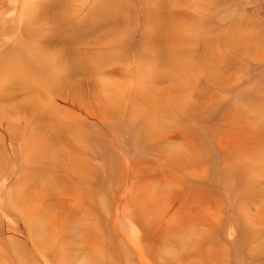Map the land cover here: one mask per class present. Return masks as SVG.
Returning <instances> with one entry per match:
<instances>
[{
    "label": "rangeland",
    "instance_id": "1",
    "mask_svg": "<svg viewBox=\"0 0 264 264\" xmlns=\"http://www.w3.org/2000/svg\"><path fill=\"white\" fill-rule=\"evenodd\" d=\"M7 62L0 264H264V167L227 171L264 139V0H0Z\"/></svg>",
    "mask_w": 264,
    "mask_h": 264
},
{
    "label": "bare ground",
    "instance_id": "2",
    "mask_svg": "<svg viewBox=\"0 0 264 264\" xmlns=\"http://www.w3.org/2000/svg\"><path fill=\"white\" fill-rule=\"evenodd\" d=\"M55 1V0H54ZM206 1H208V0H206ZM55 3H57V2H55ZM60 4V3H59ZM57 6H59L58 4H57ZM56 8V7H55ZM50 11V10H49ZM48 14V13H47ZM47 14H46V16H47ZM52 14V13H51ZM104 28V27H103ZM182 28H185V25H183L182 27H180V29L182 30ZM231 31V30H230ZM235 31L236 32H239L238 30H237V28L235 29ZM102 33H104V32H102ZM114 40H116V37H114L113 38ZM227 42V45H225L226 46V48H225V50L226 49H228V50H230L231 48L232 49H234V48H236L237 47V45H235V44H233L232 42H230V41H226ZM54 46V45H53ZM170 46H171V44H170ZM40 50L42 51V54H45V52L44 51H46L47 50V48L46 49H42V47L40 46ZM27 51L28 52H30V54L31 55H33L31 58L32 59H34L35 58V56L36 55H38L39 54V48H36L35 46H32V45H29L28 47H27ZM210 52V51H209ZM212 52H213V50H212ZM218 52V51H217ZM15 54H16V52H15ZM35 54V55H34ZM222 56H223V54H222ZM219 57V56H218ZM218 59H220V58H218ZM222 59V58H221ZM23 61V60H22ZM217 61V60H216ZM225 61V60H224ZM34 62V61H33ZM19 64H20V62H18ZM22 63H24V62H22ZM36 63V62H35ZM16 62H13V63H11V62H7V63H5V64H3L4 65V67H3V73H0V82H4V85L6 84H9L10 82H11V78H12V72H11V69L14 67L13 65H15L16 66ZM40 64V65H39ZM36 65H38V69H39V71H44V70H46V68L48 67V66H50L49 64H48V62L47 61H45V59L42 57V59H40L39 58V63L38 64H36ZM35 66V65H34ZM96 66V65H95ZM212 66V65H211ZM209 68H211V67H209ZM216 69L218 68V67H215ZM0 71H1V69H0ZM228 72V71H227ZM109 73V72H108ZM78 74V73H77ZM175 74L176 73H173L172 75L173 76H175ZM76 76V75H75ZM82 76V75H81ZM188 77V76H187ZM214 76H212V78H213ZM52 81L55 79V76H52ZM208 79V78H207ZM214 79H218V76H215V78ZM224 78H221V80H223ZM210 80V79H209ZM209 80H206V82L207 83H209L211 86L213 85V83H212V81H209ZM225 80V79H224ZM199 84V82L197 83V85ZM190 85V84H189ZM189 85H187V86H189ZM170 87H171V85H170ZM182 87V88H181ZM194 86H193V84L190 86V87H187V88H184L183 86H179V84H176V87H174V93L175 92H177V93H179L180 94V98L179 99H181L182 97H184V96H182L181 95V93L182 92H186V90L185 89H191V88H193ZM56 89V88H55ZM209 95V98H210V96L211 97H215L216 95H215V92H207ZM4 94V93H3ZM30 94H32V93H30ZM2 99V93H0V100ZM179 99H172L173 101H167V105L170 103V102H179ZM163 103H164V101H162ZM163 110V106H161L160 107V111H162ZM165 112V111H164ZM251 114V113H250ZM255 115H256V113H254ZM258 115V114H257ZM259 116V115H258ZM163 120H165L166 118H162ZM247 120V119H246ZM258 126H261V124H256L253 128H255L254 130L256 131L257 130V127ZM231 129V128H230ZM259 130H262L260 133H258V134H263L264 135V124H263V126H262V128H260ZM251 131V130H250ZM243 132V130H239L236 134H235V136L236 137H238L239 138V140H241L242 141V146H243V148L244 149H246V148H249V149H251V151H250V153H249V156H247V154L246 155H244V156H240V155H238V154H232V153H230V155L231 156H229L230 158H229V160L231 159L232 160V167L230 168V167H227V171H231V170H236V171H238L237 173H240V170H242L244 173H246V174H243V173H240V174H242V175H244L242 178H245L246 177V179H255V178H258V177H256V176H259V178L261 179V178H263V176H261V175H256L255 174V172L253 171V170H251V167L252 166H256V164L258 165V164H260L262 167H264V156L263 157H259V158H255V156H257L258 155V151L260 150V148H261V146L264 144V139H262V140H258L257 141V144H253L252 143V141H250V140H248V139H245V138H243V137H241V133ZM260 139V138H259ZM231 145H235V142H231ZM260 155L259 156H261V153H259ZM247 156V157H246ZM248 168H247V167ZM31 176V175H30ZM241 178V179H242ZM258 178V179H259ZM234 180V179H233ZM41 181V180H40ZM252 181V180H251ZM38 182H39V180H38ZM246 182V181H245ZM244 183V182H243ZM255 184H257V183H255ZM184 193H185V191H184ZM192 197V196H191ZM193 199V198H192ZM264 201V200H263ZM21 202H23V201H21ZM20 202V203H21ZM25 203V202H24ZM27 203H25V205H26ZM27 206H29V205H27ZM42 207V206H41ZM30 209V208H29ZM194 209V208H193ZM31 210V209H30ZM31 213H33V211H31ZM37 213V212H36ZM38 215H40V213L38 214ZM36 224L38 225V229H37V231H38V234H43V229H45V226H44V223L42 222L43 221V217H38L36 220ZM65 225V224H64ZM56 229H60V228H58V227H56ZM74 233L75 234H79V231L77 230V229H74ZM72 236H73V234H72ZM32 238H33V236H32ZM74 239H77L76 237H75V235H74ZM86 239V238H85ZM38 242H40V240L38 239ZM35 249V248H34ZM88 252H89V250H88ZM37 253V252H36Z\"/></svg>",
    "mask_w": 264,
    "mask_h": 264
}]
</instances>
